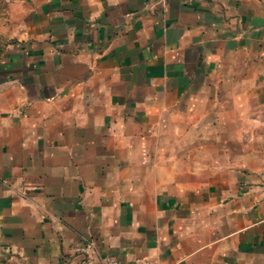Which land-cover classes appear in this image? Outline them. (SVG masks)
Segmentation results:
<instances>
[{"label": "crops", "instance_id": "1", "mask_svg": "<svg viewBox=\"0 0 264 264\" xmlns=\"http://www.w3.org/2000/svg\"><path fill=\"white\" fill-rule=\"evenodd\" d=\"M0 264H264V0H4Z\"/></svg>", "mask_w": 264, "mask_h": 264}, {"label": "built area", "instance_id": "2", "mask_svg": "<svg viewBox=\"0 0 264 264\" xmlns=\"http://www.w3.org/2000/svg\"><path fill=\"white\" fill-rule=\"evenodd\" d=\"M94 249V244L88 243L75 247L74 252L83 255L81 264H121L119 259L116 257H107L105 259L96 257L94 255Z\"/></svg>", "mask_w": 264, "mask_h": 264}, {"label": "rangeland", "instance_id": "3", "mask_svg": "<svg viewBox=\"0 0 264 264\" xmlns=\"http://www.w3.org/2000/svg\"><path fill=\"white\" fill-rule=\"evenodd\" d=\"M7 13V6H4V9L0 10V48H2V55L0 56V60L3 58L5 50L10 43V39L8 37L9 31V18ZM1 63V61H0Z\"/></svg>", "mask_w": 264, "mask_h": 264}, {"label": "trees", "instance_id": "4", "mask_svg": "<svg viewBox=\"0 0 264 264\" xmlns=\"http://www.w3.org/2000/svg\"><path fill=\"white\" fill-rule=\"evenodd\" d=\"M4 0H0V10L2 11L4 9ZM2 55V48H0V56ZM1 58V57H0ZM2 60V59H1ZM0 60V61H1Z\"/></svg>", "mask_w": 264, "mask_h": 264}]
</instances>
